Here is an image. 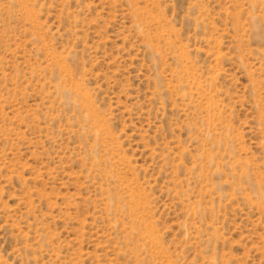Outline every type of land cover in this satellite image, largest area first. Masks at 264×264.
<instances>
[{"label":"rangeland","instance_id":"rangeland-1","mask_svg":"<svg viewBox=\"0 0 264 264\" xmlns=\"http://www.w3.org/2000/svg\"><path fill=\"white\" fill-rule=\"evenodd\" d=\"M0 264H264V0H0Z\"/></svg>","mask_w":264,"mask_h":264}]
</instances>
